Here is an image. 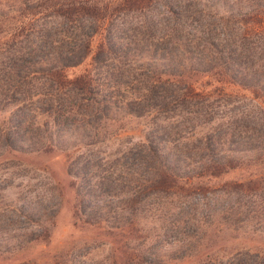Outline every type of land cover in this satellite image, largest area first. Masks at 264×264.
Masks as SVG:
<instances>
[{
    "label": "trees",
    "instance_id": "obj_1",
    "mask_svg": "<svg viewBox=\"0 0 264 264\" xmlns=\"http://www.w3.org/2000/svg\"><path fill=\"white\" fill-rule=\"evenodd\" d=\"M176 51L189 71L161 63ZM89 55L93 71L68 77L66 69ZM195 74L215 79L220 88L195 87ZM247 99L252 109L241 106ZM220 105L227 108L225 116H215ZM167 107L174 114L167 122L176 124L171 131L163 129V134L162 125L150 123L149 133L128 141L141 157L119 164L128 190L126 205L117 209L128 208L132 217L125 221L110 214L109 202L81 213L110 228L136 229L141 202L159 200L149 209H159L158 217L169 223L166 229L180 234L178 248L184 253L168 255L178 261L198 256L185 250L198 241L200 228L213 224L212 209L219 202L227 205L218 213L225 223L239 214L236 207L264 235V0H0V133L7 146L23 152L66 151L69 123L79 142L93 147L121 135L124 118L152 119ZM25 124L38 127L37 142L17 146L18 133L11 130ZM161 140L185 160L164 153ZM91 167L109 173L98 176L95 186L118 199L120 193L107 182L114 171L95 162ZM237 169L245 173L228 177ZM216 184H221L217 194L211 188ZM195 192L205 196V215L197 216L189 200ZM211 192L209 202L206 193ZM170 215L178 216L169 220ZM144 253L138 249L132 262L144 259ZM222 259L242 262L241 254ZM262 259L257 253L255 262Z\"/></svg>",
    "mask_w": 264,
    "mask_h": 264
},
{
    "label": "rangeland",
    "instance_id": "obj_2",
    "mask_svg": "<svg viewBox=\"0 0 264 264\" xmlns=\"http://www.w3.org/2000/svg\"><path fill=\"white\" fill-rule=\"evenodd\" d=\"M97 42L98 38H95L94 48ZM161 63L175 67V71L190 70L184 57L178 53ZM93 69L92 55H89L82 63L68 67L65 72L72 78ZM192 79L195 87L201 89L219 87L216 80L211 77L195 74ZM227 87L229 91L237 88V86ZM168 89L175 90L171 86ZM237 93L250 96L245 90ZM241 106L252 109L248 99L243 100ZM168 107L152 119L151 117L140 120L124 118L123 122L126 126L121 135L93 147L82 145L74 130L76 128L69 123L64 130V139L67 140L66 151L53 149L23 152L7 146L0 133V264H135L132 262V257L138 253V249L145 251V258H140L137 264H193L191 262L199 258L202 264H214V262L225 264L222 257L225 259L233 254H241V264H264V235L252 229L248 224L249 216L244 215L236 207L233 211H238L239 214L230 216L225 223L222 215H218L226 205L222 202L217 204L215 210L212 209L215 216L210 218L213 223L210 228L207 230L200 228L198 241H191L185 250V253L186 251L198 253V256L184 261L168 259V255L173 253L180 255L184 252L178 248L177 238L180 234L166 229V224L169 223L158 217L156 211L159 209L155 208L154 211L149 209L151 206L149 204L157 205L159 200L145 199L144 201L148 202H141L142 206L135 214L139 219L136 229L129 230L127 226L122 225L110 228L105 222L95 223V218H88L81 213L94 204L102 205L104 202H109L113 205L114 211L110 214L121 216L125 221L132 217L128 208L117 209V206L126 205L123 200H127L124 194L128 190L127 178L120 172L122 168L119 164L131 163L141 157V151L135 149L128 141H136L138 137L149 133L147 126L150 123L156 122L162 125V130L159 131L163 134V129L171 131L176 124L167 122L168 118L174 115L169 112ZM218 108L215 110V116L219 114L225 116L227 108L222 105ZM37 128L36 125L27 124L13 128L11 131L18 133L16 145L29 147L30 143L37 142L35 137ZM158 139L156 136L155 140ZM160 145L164 147V153L172 157L181 156L184 159L183 153L175 150L170 143L161 140ZM182 145L181 142L180 147ZM190 146L191 144L189 148ZM192 153L199 155L197 151ZM94 162L102 169L114 171L109 181L107 179L106 181L117 190V193H120L118 199H113L104 189L95 186L100 180L98 176L108 177L109 173L105 174L103 170L93 169L91 163ZM70 169L77 173L78 177L70 174L73 173L69 172ZM244 173L243 169H237L228 177H239ZM93 174L96 176L93 177ZM115 178L121 181L116 182ZM204 181L206 178L203 179ZM112 183H116V186ZM210 183L215 184L212 179ZM219 185L216 184L211 188H220ZM216 190L213 191L215 194L218 192ZM90 191L92 193H89ZM213 192L209 195L206 193L209 202L214 197ZM189 200H193L192 204L195 205L193 208L197 216L208 213V210H202L204 209L202 200H205L203 194L195 192ZM105 215L106 212H103L101 216ZM176 216L170 215L167 218L173 220ZM217 223H222L224 226ZM228 224L237 225L238 228L236 230L228 228ZM192 231L196 233L197 229L193 227ZM259 252H262L263 259L259 260L262 261L261 263H256V254ZM210 256L214 257V262L208 260Z\"/></svg>",
    "mask_w": 264,
    "mask_h": 264
}]
</instances>
